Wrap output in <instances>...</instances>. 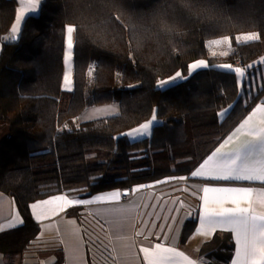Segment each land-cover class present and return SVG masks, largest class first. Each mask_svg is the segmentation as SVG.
Listing matches in <instances>:
<instances>
[{"label":"trees","instance_id":"1","mask_svg":"<svg viewBox=\"0 0 264 264\" xmlns=\"http://www.w3.org/2000/svg\"><path fill=\"white\" fill-rule=\"evenodd\" d=\"M17 6L0 0V192L15 199L24 220L0 233L7 262L39 234L33 202L187 176L264 94V83L251 97L241 91L233 71L188 73L197 60L213 64L205 45L213 39L228 37V58L241 65L263 56L264 0H42L13 40ZM67 26L76 29L72 92L61 87ZM248 33L259 39L236 43ZM177 73L181 83L157 87ZM113 103L118 115L74 124L87 108ZM153 115L149 139L130 143L123 136ZM194 227L184 224L181 244ZM233 248L230 234L218 232L199 254L209 264H228Z\"/></svg>","mask_w":264,"mask_h":264},{"label":"crops","instance_id":"2","mask_svg":"<svg viewBox=\"0 0 264 264\" xmlns=\"http://www.w3.org/2000/svg\"><path fill=\"white\" fill-rule=\"evenodd\" d=\"M17 9L15 20L13 22L9 37L18 36L24 20L28 16H36L39 12L42 0H38L36 11L30 9L37 0H16ZM24 9L21 17L18 31L15 35L12 32L16 26V19L21 9ZM67 28V27H66ZM254 34V33H248ZM242 34V35H248ZM257 34V33H255ZM241 35V34H239ZM258 35V34H257ZM225 38V37H224ZM224 38L209 40L205 43L212 59L219 58L217 55L211 56L212 53L225 52L226 58H223L218 64L210 65L207 60H197L189 64V75L197 71L214 68L219 70H227L219 65L231 64L233 69L242 68L245 75L243 78L237 76L238 88L241 90L243 84L249 75L250 69L255 70V66L264 63V55L257 58L254 62L247 65H241L240 61H228L227 58L233 54L234 49L230 39L222 44H214L213 41H223ZM228 38V37H227ZM67 32L65 30V46L63 56V78L61 87L65 92H72L74 88V69L71 90L64 86V76L66 73V65L64 62L65 52L67 49ZM75 42V33H73ZM257 41V40H256ZM74 42H73V61L69 64L68 73H70V65L73 63L74 68ZM237 44H244L242 42ZM0 38V52H1ZM220 54V53H219ZM225 56V55H223ZM199 61H205L207 67L191 70L190 65ZM249 66L253 68H249ZM248 68V69H247ZM230 71V70H228ZM175 78V79H173ZM184 78L180 75H174L172 78L164 79L165 83H158L161 90L173 87L181 83ZM261 87H255V93ZM247 92V91H246ZM249 96V95H248ZM264 107V94L255 102L250 111L235 125V127L223 138L217 147L204 158V160L196 166V168L187 176L166 178L151 184L133 187L129 191L112 190L99 193L88 198H78L68 196L66 194H57L42 200L33 202L30 205L33 220L39 225V234L28 246L23 255H16L11 259L5 260L3 254L0 253V264H147L143 248L154 249L157 244L166 248H174L178 252L183 253L193 264H209L199 254L202 245L209 241L215 233H228L234 245L231 259L228 264H232L235 257V240L234 235L230 231H224L217 228L214 232L208 234L201 233L200 216L202 215L203 188L205 187H237L250 186L256 193L264 192V184L248 182H234L224 180H212L202 177H194L193 172L201 170V165L212 156L221 145L223 152L233 153L235 150L241 149L245 144L254 143L258 137L248 134V127L260 128L264 127V112H258L253 117L249 125L237 132L240 125L252 114L257 106ZM106 111L105 114L102 112ZM119 108L117 104H107L101 106H93L87 108L79 117L73 119L74 124L106 119L118 115ZM225 115H220L221 119ZM152 122V118L145 122ZM156 122V121H155ZM152 123L148 132L144 135H136L135 130L141 128L138 126L123 134L130 143H135L151 137ZM143 131V129H141ZM5 129L0 127V139L4 136ZM131 134V135H130ZM135 137V138H133ZM229 137L231 139L229 140ZM260 146L256 145L249 156V162L255 164L260 159ZM205 170V175H208ZM138 189V190H137ZM119 193L116 200H99V197L112 196ZM56 196H64L67 200L73 201L72 204H64L63 210L37 219L39 209L33 210L32 205L50 200ZM211 197V194H210ZM258 195L253 196L252 210L257 215H264V203L260 202ZM84 201H93L92 203H83ZM231 207V205H226ZM50 207H56L52 205ZM71 209H77V213L68 215ZM192 221L195 224L193 233L189 236L185 244H181V234L183 226L186 222ZM24 225V220L16 205L15 199L8 194L0 192V233L15 229Z\"/></svg>","mask_w":264,"mask_h":264},{"label":"snow or ice","instance_id":"3","mask_svg":"<svg viewBox=\"0 0 264 264\" xmlns=\"http://www.w3.org/2000/svg\"><path fill=\"white\" fill-rule=\"evenodd\" d=\"M38 6V0L33 4L30 11L35 12ZM24 9L22 8L16 19V26L12 32L18 31ZM75 27L67 26V49L65 52V65L71 63L73 49V33ZM227 37L223 41H213L214 44H222L228 42ZM257 34H248L243 37H237V41L243 40L245 43L258 40ZM207 67L205 61H199L190 65L191 70ZM221 68L233 71L237 76L243 78L245 75L242 68H235L231 64L220 65ZM251 67V66H249ZM180 73L176 76L180 77ZM175 79V78H173ZM70 73L66 72L64 76V86L71 90ZM165 83L161 81V84ZM258 112H264V107L257 106L252 114L240 125L236 131L239 132L250 124L253 117ZM223 115V113H221ZM156 116L153 115L152 122L145 123L135 130L136 135H144L149 131ZM264 123V121H262ZM143 129V131L141 130ZM248 134L258 137L252 144H245L241 149L235 150L233 153L222 151L224 145L218 148L216 152L208 158L201 170L192 173L194 177H202L212 180H224L234 182H248L264 184V127L253 128L248 127ZM131 135V134H130ZM135 138V137H133ZM231 137H229V140ZM259 145L260 159L252 164L249 162V156L255 146ZM205 170L208 175H205ZM138 190V189H137ZM203 206L202 215L200 216L201 233L208 234L214 232L217 228L224 231H230L234 235L235 240V257L232 264H264V215H257L252 210L253 196L258 195L260 202L264 203V192L256 193L253 187L237 186V187H205L203 188ZM211 194V197H210ZM119 193H115L108 197H99L103 200H116ZM93 201H84L83 203H92ZM73 201L67 200L64 196H56L42 203L32 205L33 210H41L37 214V219L63 210L64 204H72ZM56 205V207H50ZM226 205H231L227 207ZM141 251L145 255L147 264H193L183 253L178 252L174 248H166L157 244L154 249L143 248Z\"/></svg>","mask_w":264,"mask_h":264},{"label":"rangeland","instance_id":"4","mask_svg":"<svg viewBox=\"0 0 264 264\" xmlns=\"http://www.w3.org/2000/svg\"><path fill=\"white\" fill-rule=\"evenodd\" d=\"M255 34V33H254ZM244 35H237L235 36V41H237V37H243ZM73 42H74V39H73ZM238 42V41H237ZM242 42V40L240 41ZM238 42V43H240ZM220 53V54H219ZM225 52H216V53H212L211 56H215L217 55L219 58H217L215 56V58H213V63H216L218 64L219 62L222 61L223 58L221 57H225L226 58V54H224ZM225 55V56H223ZM228 61H231L229 60V58H227ZM72 61H73V49H72ZM234 61V60H233ZM220 66V65H219ZM249 68H253V67H249ZM68 69H69V64L66 65V72H68ZM73 63L72 65H70V78L71 80L73 81ZM93 66L90 67V71H89V84L91 85L92 84V77H93ZM248 69V68H247ZM160 82V81H159ZM264 83V63H261V64H258L255 66V70L254 69H250L249 71V75H248V78L246 80V85L247 87H243L241 88V91H243L244 89L247 91L246 93L251 97L253 95V93H255V87H261ZM227 112V111H226ZM225 112V114H226ZM103 114L106 113V111H103L102 112ZM223 115L224 112H222ZM221 115V114H220ZM222 116V115H221Z\"/></svg>","mask_w":264,"mask_h":264},{"label":"water","instance_id":"5","mask_svg":"<svg viewBox=\"0 0 264 264\" xmlns=\"http://www.w3.org/2000/svg\"><path fill=\"white\" fill-rule=\"evenodd\" d=\"M16 39H17V36H14V37H13V40H16Z\"/></svg>","mask_w":264,"mask_h":264}]
</instances>
